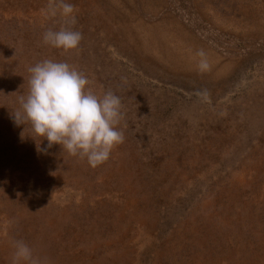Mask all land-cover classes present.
Segmentation results:
<instances>
[{
	"label": "rangeland",
	"instance_id": "rangeland-1",
	"mask_svg": "<svg viewBox=\"0 0 264 264\" xmlns=\"http://www.w3.org/2000/svg\"><path fill=\"white\" fill-rule=\"evenodd\" d=\"M66 2L69 51L43 43L48 0H0V264L15 240L47 264H264V0ZM44 59L121 98L95 168L12 119Z\"/></svg>",
	"mask_w": 264,
	"mask_h": 264
},
{
	"label": "clouds",
	"instance_id": "clouds-1",
	"mask_svg": "<svg viewBox=\"0 0 264 264\" xmlns=\"http://www.w3.org/2000/svg\"><path fill=\"white\" fill-rule=\"evenodd\" d=\"M75 11L66 0H48L45 15L59 14L62 25L43 33L44 44L64 51L79 46L82 33L72 27L77 22ZM196 55L200 58L198 69L206 71V53L200 50ZM27 71V93L18 97L19 108L12 112V119L47 141L45 149L37 144V150L59 145L69 155L86 159L93 168L106 162L113 148L125 139L118 127L124 118L121 98L112 91L97 95L87 87L88 78L67 62L44 59ZM12 247L11 264H47L23 240L13 241Z\"/></svg>",
	"mask_w": 264,
	"mask_h": 264
}]
</instances>
